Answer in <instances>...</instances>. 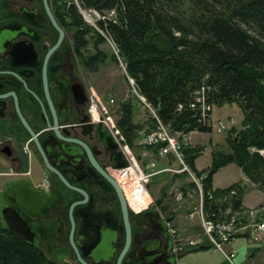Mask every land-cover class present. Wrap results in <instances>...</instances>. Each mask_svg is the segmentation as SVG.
<instances>
[{
  "label": "flooded vegetation",
  "instance_id": "obj_1",
  "mask_svg": "<svg viewBox=\"0 0 264 264\" xmlns=\"http://www.w3.org/2000/svg\"><path fill=\"white\" fill-rule=\"evenodd\" d=\"M60 16L54 0H0V150L6 153L10 148L9 155L28 158L22 151L28 142L30 158L41 160L25 121L45 144L54 168L87 195L84 200L82 192L46 168L50 184L43 190L41 209L32 217L33 246L53 264H179L177 255L186 249L180 245L181 232L168 202L159 198L133 212L126 201V224L117 192L90 164L87 148L109 173L107 156L94 136L102 120L90 113L85 40L77 48L75 29ZM94 46L91 54L99 49V44ZM29 201L16 202L33 208Z\"/></svg>",
  "mask_w": 264,
  "mask_h": 264
},
{
  "label": "trees",
  "instance_id": "obj_2",
  "mask_svg": "<svg viewBox=\"0 0 264 264\" xmlns=\"http://www.w3.org/2000/svg\"><path fill=\"white\" fill-rule=\"evenodd\" d=\"M75 3L102 14L97 24L114 42L126 76L172 133L211 131L199 120L198 95L209 107L237 104L243 115L240 127L226 135V150L212 152L205 189L218 197L236 188L212 186V175L235 163L264 190V0H54L61 20L75 29L77 48L84 38L88 69L96 71L106 56L100 49L90 53L88 36L94 35V44L105 38L83 20ZM119 110L116 128L131 147L143 124L134 121L131 100ZM149 123L146 131L155 127L153 118ZM201 149L183 148L194 169ZM242 193L236 188L226 200L233 209L241 206ZM0 264L53 263L0 227Z\"/></svg>",
  "mask_w": 264,
  "mask_h": 264
},
{
  "label": "rangeland",
  "instance_id": "obj_3",
  "mask_svg": "<svg viewBox=\"0 0 264 264\" xmlns=\"http://www.w3.org/2000/svg\"><path fill=\"white\" fill-rule=\"evenodd\" d=\"M77 7L83 20L88 25L92 26L95 30L100 32L102 36L105 38L103 42L97 43L99 44L98 48L100 50H103V52L105 53L106 56L105 62L99 65L96 71H88V70L86 71V82L88 84V87L90 88L89 98L94 97V99L96 100V96H97L100 99V101L107 110V115L111 117L115 128H116V120L119 117L120 104L124 100L125 101L131 100L134 108V121L143 124V128L138 131V136L134 141L133 146L130 147L125 142L124 145H120L119 147H121L125 152L124 146H127L128 151L133 155L132 160H134L135 163L139 165V167L144 173L159 170L164 167L165 168L169 167L173 169L162 172L157 171L155 175H152L149 178L148 191L145 194L146 202H147L146 207L149 205L150 202L156 200L157 198H161V200H163L164 202H168L169 210L174 211L175 213L174 223L177 226V228L180 229V232H182L181 228H183L185 235L188 236L191 235V237L202 235L203 240H208L206 235L203 233L201 220L198 214V211L200 209L199 193L198 191L195 190V184L191 179L188 171L180 170L182 164L175 158L174 155L159 156V154H157L158 146L154 147L152 145L143 144L140 142L142 136L152 133L155 129H157V127H159L160 124L161 125L163 124L157 115L156 108L150 104V107L154 112L152 113L149 110V108L145 106L144 103L145 102L148 103V101H146V99L137 92L136 88L133 86V80L130 78L128 79V77L126 76L124 64L117 54V49L114 42L100 29V27L97 24L98 19L103 17L102 14L95 11L94 9H84L79 5H77ZM112 14L113 12L111 11L106 13L105 15L111 16ZM94 38H95L94 35L88 36L89 48L94 47L93 44ZM113 54L117 58L116 61L113 60L112 57ZM210 113L213 118V125L212 126L207 125V126L211 128V131L208 132L189 131V135H188L189 144L185 145V146H189L191 145L192 142L197 144L191 146H195V145L202 146V149L200 150V155L195 159L196 169H194L185 159V155L183 151V148L185 146L181 150L183 154L182 156L183 162L187 165L186 167L190 171H192L195 175L201 176L199 178L204 186V192L202 194L203 195L202 209L205 212L213 211L215 213L213 216L215 217V215H217L220 218H221L220 214L222 215V217H224V216H229L231 214H235L237 212L238 215L236 219L237 222L240 223V225L247 222H251L253 220L264 221V190L259 189L253 182H251L242 172L241 168L235 163H229L226 166H223L220 169H218L212 175V186L213 188H226L231 184H236V188H240V190L243 191L241 195L242 198L241 206L238 209H233L232 204L226 201L228 200V197L230 195L236 193V188H231L229 192H226L218 197H214L211 189L210 190L205 189L204 183H205L206 174L208 172V168L211 163L212 152L216 150H226V142H225L226 135L229 134V132L233 133L232 132L233 128L238 129L240 127L243 116L241 109L235 103H231V104L225 103L220 106L213 105L211 107ZM150 118L154 119L155 127L149 131H146L145 129H147L148 126L151 127L149 123ZM219 121L225 125L224 129L217 130L216 124ZM103 125L105 124L103 123ZM164 127L168 130V133L170 135H176L178 133V132L172 133L166 125H164ZM116 130L117 131L115 134H113L115 130L114 132L111 131L112 134L113 135L119 134L123 138L119 130L117 128ZM23 145H22V151H23ZM16 149L18 150V152H21V144H18ZM263 151H261L262 154H264ZM160 158L163 159L162 162ZM21 159L24 162H26L27 160V168L25 170L15 168L14 166L9 167V169L13 168L14 172L17 174H29L31 171V158L21 157ZM109 167H111L110 164H107L106 170H108ZM199 171H204V172H199ZM10 175H16V174H10ZM44 178L47 179V184L44 188H42L38 184H40ZM213 179L214 182L217 185H219V187H214ZM49 184H50V177L43 176L42 179L35 186L37 188L47 190L49 188ZM208 192H210L211 194H208ZM245 193L246 196L244 197ZM122 194L124 196V199H126L123 192ZM209 195H211V197H209ZM206 202H209V206L206 205ZM246 204L250 205L251 207L246 206ZM129 208L133 212H137L144 209L145 207L139 208L138 210H134L130 206ZM194 211H196L197 213H193ZM217 221L218 220H213L214 223ZM240 234H248V233H239L237 235ZM248 236L250 235L248 234ZM181 237L184 239L185 236L181 235ZM228 251H233V250H228ZM188 253L189 251H187L185 255H187ZM228 261L230 262V264L233 263L236 264L234 258H232V262L230 260Z\"/></svg>",
  "mask_w": 264,
  "mask_h": 264
},
{
  "label": "built area",
  "instance_id": "obj_4",
  "mask_svg": "<svg viewBox=\"0 0 264 264\" xmlns=\"http://www.w3.org/2000/svg\"><path fill=\"white\" fill-rule=\"evenodd\" d=\"M138 95V94H137ZM91 100V107H90V113L93 117V119L98 120L101 118L103 120V123L110 129V131L116 133V128L113 125V121L109 115H107V110L100 101V99L96 96V100L90 97ZM195 101L200 102V109H201V118L203 124L205 125H213V118L210 113L211 107L207 106L204 102L203 96L198 95L195 98ZM149 110L154 113L150 107L149 103H144ZM208 110V112H207ZM217 130H221L225 128V125L222 122H218L217 124ZM189 133L184 132H178L176 135H170L168 133V130L164 127V125L160 124L157 129H155L152 133L147 134L145 136H142L140 142L143 144L152 145L154 147L158 146L157 154L159 156H168V155H174L175 158L182 164V167L180 170H187L191 179L193 180L195 184V190L199 193V205L200 209L198 211L200 220H201V226L203 233L208 238L209 242L213 245H215L216 248L220 249L224 256L228 260L232 262V258L235 256V250L228 251L224 249L225 243L229 242L232 238L237 236L239 233H248L250 238H255L259 233L264 232V221L263 220H253L251 222H247L244 224H241L237 222V215L231 214L229 216H224L220 214V217H217V222H213V220L209 219L211 216H213L215 213L213 211L205 212L202 209L203 205V192H204V186L203 183L200 181L201 176L195 175L192 171H190L186 166V164L183 162V154L181 152L184 145L189 144ZM126 156L129 155V151L127 149V146H124ZM23 152L27 154L30 158V153L28 150V142H26L23 145ZM109 173L111 176L119 183L121 189L123 190V193L125 195V198L127 200L128 205L133 208L134 210H137L142 207H146V190H145V184L148 180V177L156 173L157 171H169L173 170L169 167H164L159 170H155L151 173L147 172L144 173L138 164L135 163L134 160H129V164L126 167L122 168H108ZM6 174H17L14 172L13 168H10ZM47 184V179L44 178L43 181L38 184L40 187L44 188ZM142 192V195L140 196ZM208 194H211L208 192ZM211 197V195H209ZM193 213H197L194 211ZM220 219V220H219ZM234 264V263H233Z\"/></svg>",
  "mask_w": 264,
  "mask_h": 264
},
{
  "label": "crops",
  "instance_id": "obj_5",
  "mask_svg": "<svg viewBox=\"0 0 264 264\" xmlns=\"http://www.w3.org/2000/svg\"><path fill=\"white\" fill-rule=\"evenodd\" d=\"M194 144L197 143L191 142V145ZM160 160L162 162L163 159L160 158ZM11 166L25 170L27 168V160L24 162L21 157L9 155L0 150V207L5 205L7 201H18L25 198L33 201L37 199L44 201V193L46 192L35 186L43 176H46L47 170L42 161L32 158L29 174H6ZM213 184L214 187H219L214 182V179ZM245 196L246 193L244 194ZM246 206L251 207L248 204ZM181 230V235L185 237L184 239L182 238L180 245L184 250L186 249V252L189 249V253L187 255H185L186 252L184 253L179 260V264H230L221 250L209 243L208 240H203L202 235L191 237V235H185L183 228ZM224 249L236 251L234 257L236 264H264V232L259 233L255 238H250L248 234L237 235L225 243Z\"/></svg>",
  "mask_w": 264,
  "mask_h": 264
},
{
  "label": "water",
  "instance_id": "obj_6",
  "mask_svg": "<svg viewBox=\"0 0 264 264\" xmlns=\"http://www.w3.org/2000/svg\"><path fill=\"white\" fill-rule=\"evenodd\" d=\"M47 10H48V8H47ZM48 13H49V16H50L53 24L57 28H59L55 19L53 18L52 14L49 10H48ZM61 36H62V31L60 30V38H61ZM1 98L3 99L2 96H0V99ZM45 103L47 104V108L49 107L50 110L53 108L52 102H51L50 98L48 97V95H46ZM41 108H42V114H43V121L47 125L48 124V115H47L46 106H44V104L42 103ZM24 127H25L26 131L29 133V135L34 137V141H35L37 150L39 151V153L41 155V160H42L44 166L48 170H53L57 174L58 179L62 183L71 187V189H73V190H78V191L82 192L85 195L84 200H86V198H87L86 193L81 188L72 185L69 182L67 177H65L61 172H59L58 170H56L54 168L53 162H52V160L48 154V150H47L45 144L39 142V140L37 138L38 136L36 135L35 131L33 129H31L25 123V121H24ZM94 136L97 138L98 142H100L102 150H103L102 152L107 156V161L112 167L120 168V167L127 165L128 162H127V159L124 155V152L119 147V143L121 145L125 144L124 138H122L119 134H116V137L118 138V141H119V143H118L115 139V136L112 134V132L108 129V127L103 125L102 122H98L96 128L94 129ZM10 152H11V150H10V148H8L6 153L10 154ZM87 154H88L87 157L90 161V164L95 166L100 171V174H101V177L103 178V180L106 183H108L112 188H114L115 191L117 192L118 198H119L122 210H123V216H124L125 223L128 224L127 223L126 203H125V199H124V196L122 194V191H121L119 184L116 182V180L113 177H111L105 170H103L98 165V162L93 158V155L88 148H87ZM95 155H97V153H95ZM44 195H46V193H44ZM156 201L158 202L159 198H157ZM29 202L32 203V204L31 203L30 204L33 205L34 209H37L36 211H33V208L29 207V206H27V207L22 206L21 207L20 205L17 204L16 201H7L5 203V205L1 206L0 207L1 228L7 232L13 234V235L18 236L19 238L27 241L28 243L34 245L35 243L33 242V234H32L33 233V230H32L33 225L32 224L34 223V221L32 220L33 219L32 217L35 216L36 213H38V211L41 209L44 201L37 199L36 201L31 200ZM71 220H72V224H73L72 216H71ZM18 227L20 229V232L18 230ZM183 255H184V252H182V253L179 252L177 255V258H181V256H183Z\"/></svg>",
  "mask_w": 264,
  "mask_h": 264
},
{
  "label": "bare ground",
  "instance_id": "obj_7",
  "mask_svg": "<svg viewBox=\"0 0 264 264\" xmlns=\"http://www.w3.org/2000/svg\"><path fill=\"white\" fill-rule=\"evenodd\" d=\"M187 133H189V132H187ZM115 136V139H116V141L119 143V141H118V138L116 137V135H114ZM121 144L119 143V146H120ZM185 146V145H184ZM183 146V147H184ZM121 148V147H120ZM121 150L123 151V149L121 148ZM124 152V151H123ZM264 152V151H263ZM124 155H126V153L124 152ZM126 157V159L128 160L127 162V165L129 164V160H131L132 158H133V155L131 154V153H129V155L128 156H125ZM109 164V163H108ZM126 165V166H127ZM111 166V165H110ZM126 166H123V167H126ZM112 167V166H111ZM113 168H115V167H113ZM120 168H122V167H120ZM107 172V171H106ZM153 172V171H152ZM108 173V172H107ZM149 173H151V172H149ZM109 174V173H108ZM153 174H155V173H153ZM153 174H151L149 177H148V180H147V182H146V184H145V190H146V192H147V185H148V182H149V178L153 175ZM110 176H111V174H109ZM112 177V176H111ZM122 191V190H121ZM142 195V192H141V194H140V196ZM126 201L127 200H125V203H126ZM138 210V209H137ZM209 219H211V218H209ZM212 220V219H211ZM242 223V222H241Z\"/></svg>",
  "mask_w": 264,
  "mask_h": 264
}]
</instances>
